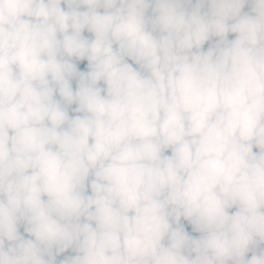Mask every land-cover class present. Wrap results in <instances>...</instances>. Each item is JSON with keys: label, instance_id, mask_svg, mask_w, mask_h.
Returning <instances> with one entry per match:
<instances>
[{"label": "clouds", "instance_id": "clouds-1", "mask_svg": "<svg viewBox=\"0 0 264 264\" xmlns=\"http://www.w3.org/2000/svg\"><path fill=\"white\" fill-rule=\"evenodd\" d=\"M0 264H264V0H0Z\"/></svg>", "mask_w": 264, "mask_h": 264}]
</instances>
